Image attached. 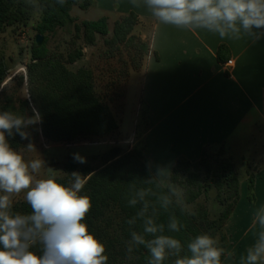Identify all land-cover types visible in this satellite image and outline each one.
Masks as SVG:
<instances>
[{"label": "trees", "instance_id": "1", "mask_svg": "<svg viewBox=\"0 0 264 264\" xmlns=\"http://www.w3.org/2000/svg\"><path fill=\"white\" fill-rule=\"evenodd\" d=\"M41 10V20L36 27L38 35L45 37L42 47L34 43L26 67V75L18 74L7 81L9 67L5 56L0 53V111H10L25 119L39 111L42 121L22 129L35 137L40 136L47 145H77L114 141L120 132V124L115 117L112 105L124 101L125 93L117 92L122 80L126 81L131 72H139L144 67L150 49L148 41L142 40L134 31L139 18L134 13L121 18L114 24L112 34L109 18L95 22L76 24L71 16L74 8L87 11L95 6V0H36ZM34 5L31 0H0V37L6 28L25 25L33 17ZM69 24L75 25L74 41L84 42L93 47L100 36L105 47L98 56L99 62L92 67L72 70L85 57L84 48H70L66 53L49 48L50 39ZM264 31V30H261ZM226 47L220 48V54ZM28 83L30 99H17L11 93L13 84L19 87ZM99 86V87H98ZM100 88V89H98ZM122 102V108L124 107ZM138 129V142L127 152L112 148L100 156L101 166L81 164L69 158L64 164L65 176L57 178L61 183L72 182L71 173L78 171L83 176L90 175L81 194L91 197L92 208L87 215L89 230L105 244L108 264H149L151 254L143 244L132 242V232L154 238L144 232L145 218L151 217L163 231L156 235H167L181 241V250H166L163 264H175L184 256H190L189 242L195 236L208 233L218 240L223 249L221 264L226 261L229 239L225 225L238 206L240 179L233 163L218 161L211 163L208 149L200 161L192 163L185 158L177 161L169 181L162 185L145 163V141L141 125H145L147 110L142 111ZM6 136L11 147L19 150L27 145L28 139H21L13 129ZM224 146L220 148L223 150ZM98 158H94L96 160ZM216 190V201L222 210L215 217L207 207L197 205L203 197H209ZM182 191L178 198V191ZM249 200L254 201L255 177L248 178ZM145 195L141 200L139 193ZM175 193V194H174ZM165 198L171 202L164 206ZM136 199L135 205L129 201ZM147 204L144 216L137 214ZM197 205L193 210L189 207ZM14 211L30 213L25 201L14 203ZM195 213V214H193ZM175 218L182 227L172 231L168 225ZM134 220L133 223L128 221ZM131 249V250H129Z\"/></svg>", "mask_w": 264, "mask_h": 264}, {"label": "crops", "instance_id": "2", "mask_svg": "<svg viewBox=\"0 0 264 264\" xmlns=\"http://www.w3.org/2000/svg\"><path fill=\"white\" fill-rule=\"evenodd\" d=\"M136 3L138 7L132 0H95L94 7L111 20V15L120 20L134 13L139 18L135 30L144 41L147 29L153 30L143 70L137 72L144 81L136 122L147 110L140 129L151 173L166 185L179 159L196 163L205 149H231L232 140H244L240 134L252 145L244 161L264 166V31L221 39L204 29L157 27L144 0ZM222 46L226 50L220 54ZM231 60L233 67L227 68ZM255 174L254 195L264 198V167ZM240 205L225 225L230 243L225 263L233 246L229 230L246 218Z\"/></svg>", "mask_w": 264, "mask_h": 264}, {"label": "clouds", "instance_id": "3", "mask_svg": "<svg viewBox=\"0 0 264 264\" xmlns=\"http://www.w3.org/2000/svg\"><path fill=\"white\" fill-rule=\"evenodd\" d=\"M66 2L60 0L62 5ZM132 2L139 6L136 0ZM144 3L158 21L157 27L163 24L187 30L204 29L218 33L221 39L239 38L242 31L254 35V30H264V0H144ZM41 121L36 109L27 119L10 111H0V264H108L105 244L85 222L92 200L81 193L91 174L83 176L73 171L70 184L59 182L52 169H48V175L37 178L34 173L40 172L44 161H26L9 143L6 133L11 135L15 129L26 140L29 134L22 129ZM27 147L33 150L32 143ZM73 158L81 164L86 162L79 153ZM21 194L30 206V213L14 211L13 198ZM138 195L142 200L145 193ZM170 202L165 198L164 206ZM136 203V199L129 201L130 205ZM146 210L147 204L137 215L144 216ZM257 218L264 229V214H258ZM144 223V232L154 238L145 240L136 232L131 236L132 242L145 245L150 252L149 264H163L166 250L180 252L179 239L156 235L163 231L162 224H156L151 217L145 218ZM168 227L178 232L182 225L173 217ZM217 245L218 240L213 236L199 234L188 244L191 255L178 258L175 264H221L223 249ZM246 264H264V231L247 250Z\"/></svg>", "mask_w": 264, "mask_h": 264}, {"label": "rangeland", "instance_id": "4", "mask_svg": "<svg viewBox=\"0 0 264 264\" xmlns=\"http://www.w3.org/2000/svg\"><path fill=\"white\" fill-rule=\"evenodd\" d=\"M34 5V12L32 19L25 25H17L6 28L5 32L0 37V53L5 56L9 67V75L7 81H10L18 74L26 75V65L30 59L31 48L33 47L38 33L36 27L41 20V10L37 5L36 0H31ZM72 18L75 19L76 24H81L82 22H95L101 18H105L106 14L100 11L96 7H92L87 11H82L79 8H74L71 12ZM111 17L114 19H109V25L111 28L110 34L114 24L119 21L115 19L113 15ZM152 28L147 29V36L149 37L148 43L151 42ZM75 32V25L69 24L65 29L59 30L57 36L50 39L49 48L58 49L63 53H66L70 48H84L85 57L83 60L79 61L76 65L70 66L72 70H77L81 67H92L98 62V56L100 51L105 47L104 40L98 36L97 44L93 47L85 46L83 40L73 44V37ZM135 35H139L138 32L134 31ZM147 58V57H146ZM145 58V60H146ZM145 64V62H144ZM143 70V69H142ZM141 70V71H142ZM139 71V72H141ZM143 77L137 72H131L129 78L124 81L122 80L120 88L117 92L125 93L124 101H119L118 103L111 106L113 113L119 124L121 125V132L114 141L113 144H102L94 145V143H82L77 145H47L43 139L38 136L35 137L33 133L29 134V142L27 145L19 150L26 161H31L33 159H42L44 161V167L39 173H34L37 178L41 176L48 175V169H52L56 178H61L65 176L64 164L69 158H73L75 153H79L86 160L85 164H93L95 166H101L100 156L108 152L112 148H121L123 152L132 150L138 142V125L136 122L139 121V110L137 108L138 99L140 96V91L142 89ZM99 87V86H98ZM100 89V88H98ZM11 93L16 96L17 99H30L28 94V83L25 81L24 86L19 87L17 84H13L11 87ZM128 95V96H127ZM122 102H124V107L122 108ZM29 128L33 130V126L29 125ZM244 134H240L238 137L243 140L237 142L232 140L230 143L231 149L212 148L208 150V154L211 158V163L213 166L217 164L218 161H228L234 164L238 177L240 179V202L241 210L244 211V218L239 222L238 225L231 228L230 235L232 239L233 246L230 247V259L225 264H246L247 250L252 247L259 239V234L262 230L259 221L258 214L261 213V208L264 204L263 197H254V201L249 200V190H248V178L250 176L255 177V173L261 170L264 166L263 163H249L245 162L244 159L248 156L249 141L244 138ZM133 141V144L129 142ZM32 143L33 150L28 149V144ZM239 143V144H238ZM252 145L250 146V150ZM94 158H98L94 160ZM182 191H178V198L181 196ZM216 190H211L209 197L203 196L197 203V205H203L208 208L211 213V217L215 218L219 212L222 210L220 204L216 201ZM14 203L24 201L23 194L19 197H14ZM197 205L190 206L189 209L193 210ZM256 221L252 225V219ZM236 223V222H235ZM234 223V225H235ZM229 253V252H228Z\"/></svg>", "mask_w": 264, "mask_h": 264}, {"label": "built area", "instance_id": "5", "mask_svg": "<svg viewBox=\"0 0 264 264\" xmlns=\"http://www.w3.org/2000/svg\"><path fill=\"white\" fill-rule=\"evenodd\" d=\"M226 67L227 68H232L233 67V61L231 60V61H229L227 64H226ZM130 144H133L134 142L133 141H131V142H129ZM102 144H113V143H111V142H98V143H94V145H102Z\"/></svg>", "mask_w": 264, "mask_h": 264}, {"label": "water", "instance_id": "6", "mask_svg": "<svg viewBox=\"0 0 264 264\" xmlns=\"http://www.w3.org/2000/svg\"><path fill=\"white\" fill-rule=\"evenodd\" d=\"M44 42H45V37H44V36L38 35V36L36 37V41H35V43H36V45H37L38 47H42V46L44 45Z\"/></svg>", "mask_w": 264, "mask_h": 264}]
</instances>
